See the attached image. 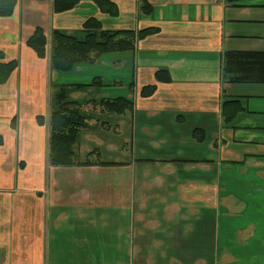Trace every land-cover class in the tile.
<instances>
[{
	"label": "crops",
	"instance_id": "crops-1",
	"mask_svg": "<svg viewBox=\"0 0 264 264\" xmlns=\"http://www.w3.org/2000/svg\"><path fill=\"white\" fill-rule=\"evenodd\" d=\"M52 1L18 0L12 16L0 17V50L19 62L0 84V264H227L226 250L234 264H264V84L226 82L221 69L228 50H264V0H113L118 17L93 0L56 14ZM90 17L110 30H160L132 51L76 67L86 74L76 90L93 92L76 93L95 112V128H86L123 134L120 155L103 160L117 164L50 166L48 127L37 116L48 114L51 83L64 82H52L49 56L26 42L37 27L47 37L72 34ZM160 69L170 82L157 81ZM149 84L156 91L141 96ZM119 96L133 108L95 105ZM227 97L243 101L230 123ZM97 211L100 235L96 221L83 224ZM114 233L122 256H97L90 239Z\"/></svg>",
	"mask_w": 264,
	"mask_h": 264
},
{
	"label": "trees",
	"instance_id": "trees-1",
	"mask_svg": "<svg viewBox=\"0 0 264 264\" xmlns=\"http://www.w3.org/2000/svg\"><path fill=\"white\" fill-rule=\"evenodd\" d=\"M81 0H53L52 11L56 14L74 10ZM104 14L118 17L120 9L113 0H93ZM245 1V0H234ZM18 0H0V17L14 14ZM244 5V4H241ZM149 3L142 4L144 12L150 11ZM158 27H146L139 30H110L95 17L86 19L76 33L54 29L50 37L44 28L37 27L27 39L30 47L39 58L49 56V66L58 72H70L79 64H95L100 57L108 53L132 51L138 40L159 32ZM48 46L50 47L48 51ZM18 60H6V53L0 50V84L6 83L18 67ZM222 74L229 83L264 84V50H228L222 58ZM159 82H170L167 69L156 72ZM76 85V84H75ZM69 85L59 84L49 95L47 115H38L37 122L48 127V164L50 166H89L95 164L111 165L117 162L103 161L97 150L90 151L87 158L79 160L75 151L80 133L87 126V112L84 104L69 98ZM156 84H149L141 89V96H151L156 91ZM240 98L227 97L222 103V114L230 123L242 109ZM133 101L128 97L102 99L95 105L113 113H124L133 108ZM15 118L12 120L14 127ZM210 263H212L211 252Z\"/></svg>",
	"mask_w": 264,
	"mask_h": 264
},
{
	"label": "rangeland",
	"instance_id": "rangeland-1",
	"mask_svg": "<svg viewBox=\"0 0 264 264\" xmlns=\"http://www.w3.org/2000/svg\"><path fill=\"white\" fill-rule=\"evenodd\" d=\"M264 40V39H262ZM264 42V41H262ZM112 53H108L107 56H109ZM80 67V66H79ZM81 67H85V65H81ZM99 68V67H98ZM75 70L70 73V72H56L55 75L53 77L50 76V79L52 80L53 83H62L64 85H69V98L76 100V93H81L82 95H86L87 97H89L90 95H93V92H91L90 90H82V91H77L76 87L74 86L76 83V79H85L86 78V74L85 73H81L80 69H77L76 71V67L74 68ZM83 71V69H82ZM71 82H74L73 84H71ZM227 86V85H226ZM57 88V85L51 83V87H50V93L54 92ZM71 88V89H70ZM116 93L115 95H121L118 92H114ZM122 97V96H119ZM87 109V108H86ZM93 107L89 106V111L87 112V126H89L90 128H95L96 124H97V120L95 118V116L92 117V114H95V112L92 111ZM87 110H85L86 112ZM108 112V111H106ZM104 119H106L105 116H103ZM90 130H94V131H90ZM121 135H123L122 133L116 131L115 127H113L110 131H102L99 132L98 129H88L85 128L82 130V132L80 133V137L78 139V142L75 145V151L77 153V156L79 159H86L87 158V154L90 151H94L96 149H98L100 151V157L102 160H111L114 159L116 160L115 156H113V152L115 150H118V155H120V150L121 148H119L121 145ZM112 147L118 148V149H113ZM124 159L123 158H119V160ZM106 212H111L113 215H116L113 211L110 210H105ZM101 214L104 218V213L103 211H97V212H90L88 214H86V217L83 220V224L87 225V220H90V224L96 221V232H97V228L100 225V222H102V216L99 215ZM121 218H123V216L121 215ZM92 219V220H91ZM91 230L94 232V225H92ZM91 234H93L91 232ZM97 235H100V232H97ZM92 238V237H91ZM53 241V238H49V246L50 243ZM91 243H98L100 245V247L98 248V244H97V256H100L99 253H103L102 256L104 257H110V258H117V257H121V248H120V236L117 233H114V236H112L111 238L105 239V236L101 235V236H96L92 239H90ZM65 252V256H74V250L69 248L64 250ZM232 250L227 251L226 250V254H225V261L227 262V264H234V257L231 254ZM70 258V257H67ZM213 260V259H212ZM245 260H248L247 258H245Z\"/></svg>",
	"mask_w": 264,
	"mask_h": 264
}]
</instances>
